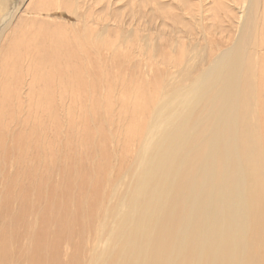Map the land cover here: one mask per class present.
<instances>
[{"label":"rangeland","instance_id":"374dc122","mask_svg":"<svg viewBox=\"0 0 264 264\" xmlns=\"http://www.w3.org/2000/svg\"><path fill=\"white\" fill-rule=\"evenodd\" d=\"M240 34L251 37L246 49L257 69L250 70L255 80L245 79L239 127L247 131L256 119L254 144L264 152V0H0V204L8 199L0 264H34L33 255L39 264H97L112 209L120 199L126 204L127 185L119 184L133 173L142 120L157 105L153 89L173 90L168 79L191 58L190 79L179 83L187 85ZM83 36L105 41L89 81L63 63ZM38 234L42 244L32 254L29 237Z\"/></svg>","mask_w":264,"mask_h":264},{"label":"bare ground","instance_id":"6f19581e","mask_svg":"<svg viewBox=\"0 0 264 264\" xmlns=\"http://www.w3.org/2000/svg\"><path fill=\"white\" fill-rule=\"evenodd\" d=\"M240 5L243 16L245 11ZM249 38L240 34L231 46L211 56L209 66L200 74L198 70V75L187 85L180 87L179 83L190 79L194 64L191 58L187 66L168 79L173 90L166 92V85L162 92L153 89L150 100L157 99V105L150 117L142 120L145 122L141 130L144 128L145 134H139V138L144 137L133 173L124 178L122 186L119 184V188L127 185L123 196L126 204L123 206L120 199L117 212L112 209L111 215H115L110 219V234L97 264H264V152L254 144V133H258L254 129L256 119H251L247 131H242L245 125L242 130L239 127L246 113L242 104L248 97L245 79L255 80L250 71L254 59L246 49ZM104 44V39L86 36L79 40L80 50L68 54L63 62L67 72L80 80L97 77L95 55H99ZM196 54L201 58L202 52L193 55ZM154 74L151 84L159 75ZM252 82L255 88L256 82ZM251 91L256 92L252 88ZM205 103L206 115L199 118L197 114ZM258 139L255 135L256 142ZM7 201L6 196L0 212ZM49 215L59 221L53 214ZM2 238L0 235L1 253L5 245ZM28 242V249L35 254L42 244L41 234L29 237ZM33 257L34 264L42 261L37 255ZM4 258L3 253L0 259Z\"/></svg>","mask_w":264,"mask_h":264}]
</instances>
